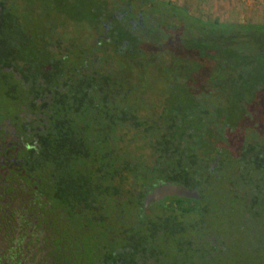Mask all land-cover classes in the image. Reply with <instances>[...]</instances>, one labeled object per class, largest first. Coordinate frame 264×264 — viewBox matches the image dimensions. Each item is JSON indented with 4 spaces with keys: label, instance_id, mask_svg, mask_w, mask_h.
<instances>
[{
    "label": "trees",
    "instance_id": "trees-1",
    "mask_svg": "<svg viewBox=\"0 0 264 264\" xmlns=\"http://www.w3.org/2000/svg\"><path fill=\"white\" fill-rule=\"evenodd\" d=\"M30 4L0 0V103L43 114L38 167L106 233H143L130 210L160 182L199 188L201 200L164 206L167 222L200 233L225 210L229 183L261 184L264 135L243 123L264 122V23L204 20L170 0H51L41 8L55 18L28 28ZM242 136L256 140H229Z\"/></svg>",
    "mask_w": 264,
    "mask_h": 264
},
{
    "label": "flooded vegetation",
    "instance_id": "flooded-vegetation-1",
    "mask_svg": "<svg viewBox=\"0 0 264 264\" xmlns=\"http://www.w3.org/2000/svg\"><path fill=\"white\" fill-rule=\"evenodd\" d=\"M131 11L132 6L128 9ZM137 13L142 22L143 14ZM137 17L134 12L130 19L133 25ZM243 124L264 135V122ZM39 128L43 129V114L38 109L28 105L21 109L1 107L0 264H264V177L260 185L253 187V193L245 176L242 185H227L225 210L221 209L217 217L209 212L211 231L200 233L199 226L167 222L164 204L174 196L145 207L146 196L153 188L172 183L160 182L147 189L141 210H130V215L140 211L136 217L145 218V226L141 225L145 231L138 233L135 225H119L115 228L119 231L108 234L106 231H113L112 227L91 214L85 203L73 202L56 185L57 178L38 167ZM246 132L250 134L251 130ZM229 140L256 139L242 136ZM194 199L201 200V192L200 198ZM194 218L200 217L195 214ZM220 219L226 220V228L217 222ZM154 221L162 222L156 233L151 231ZM163 225L173 229L187 226L184 232L167 233Z\"/></svg>",
    "mask_w": 264,
    "mask_h": 264
},
{
    "label": "rangeland",
    "instance_id": "rangeland-1",
    "mask_svg": "<svg viewBox=\"0 0 264 264\" xmlns=\"http://www.w3.org/2000/svg\"><path fill=\"white\" fill-rule=\"evenodd\" d=\"M51 0H32L25 13H30L28 28L32 27V20L41 25L48 24V18H55L54 14L47 17V12L42 11V5ZM174 4L187 9L191 14L204 20L220 19L224 22H251L264 23V0H170ZM39 7V8H38ZM44 7V6H43ZM34 8V9H33ZM32 15V16H31ZM52 17V18H51ZM44 30V27L42 28ZM2 107V104L0 103ZM226 228V220H218Z\"/></svg>",
    "mask_w": 264,
    "mask_h": 264
},
{
    "label": "water",
    "instance_id": "water-1",
    "mask_svg": "<svg viewBox=\"0 0 264 264\" xmlns=\"http://www.w3.org/2000/svg\"><path fill=\"white\" fill-rule=\"evenodd\" d=\"M169 196L200 198V192L197 188L190 189L183 185L164 183L156 186L147 194L145 207H147L150 203L162 200Z\"/></svg>",
    "mask_w": 264,
    "mask_h": 264
},
{
    "label": "crops",
    "instance_id": "crops-1",
    "mask_svg": "<svg viewBox=\"0 0 264 264\" xmlns=\"http://www.w3.org/2000/svg\"><path fill=\"white\" fill-rule=\"evenodd\" d=\"M238 1H241V0H238Z\"/></svg>",
    "mask_w": 264,
    "mask_h": 264
}]
</instances>
